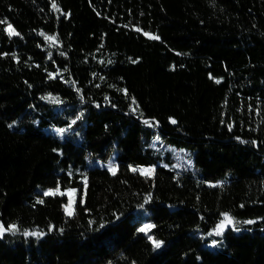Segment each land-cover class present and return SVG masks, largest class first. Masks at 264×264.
I'll use <instances>...</instances> for the list:
<instances>
[{
    "label": "trees",
    "instance_id": "16d2710c",
    "mask_svg": "<svg viewBox=\"0 0 264 264\" xmlns=\"http://www.w3.org/2000/svg\"><path fill=\"white\" fill-rule=\"evenodd\" d=\"M0 226V264H264V0H0Z\"/></svg>",
    "mask_w": 264,
    "mask_h": 264
},
{
    "label": "rangeland",
    "instance_id": "374dc122",
    "mask_svg": "<svg viewBox=\"0 0 264 264\" xmlns=\"http://www.w3.org/2000/svg\"><path fill=\"white\" fill-rule=\"evenodd\" d=\"M152 148L157 152L156 155V160H158L159 164L161 166H170L172 169L183 172L186 170H191L192 169V163L191 160L189 159V152L187 149H177L172 147L169 143L167 142H162L160 139H154L152 142ZM100 164H98L99 166ZM141 173L144 175L150 176L152 174V171L148 170H141ZM51 191L53 194L50 195H45V192ZM42 196H55V195H65L67 198L66 203L63 205V212L67 216H71L73 214V207L75 205V202L77 200V191L76 190H66L62 191L60 189H50L43 191ZM68 213H71L70 215ZM146 216L148 215L147 212L144 213ZM229 218L230 222H227L225 219V215L223 216V229L218 232V228L216 229V238H215V243H221L222 241V236L227 230V228L234 226V221L231 218L230 215H227ZM222 224V223H221ZM220 224V225H221ZM145 225H150L147 221L143 223L142 228L145 227ZM150 228V227H149ZM147 228L145 231H140L141 233H147ZM141 229V228H140ZM5 232V231H4ZM3 233H0V238L3 236Z\"/></svg>",
    "mask_w": 264,
    "mask_h": 264
},
{
    "label": "snow or ice",
    "instance_id": "6c2138e0",
    "mask_svg": "<svg viewBox=\"0 0 264 264\" xmlns=\"http://www.w3.org/2000/svg\"><path fill=\"white\" fill-rule=\"evenodd\" d=\"M8 30H9V35L10 36L11 35H19V33H16L15 30L12 29V26L11 25H8ZM152 38L153 39H158V37H152ZM77 119H79V117H77ZM172 123H175V121L173 120ZM59 131L60 132H63L64 130L63 129H60ZM148 171H150V170H148ZM44 194L45 195H50V194H53V193L51 191H49V192H45ZM68 214L70 215L71 213H68ZM225 219H226L227 222H230L229 218L227 217V214H225ZM246 223L251 224V223H253V221H251V220L250 221H246ZM223 226L224 225H223V222H222V224L218 226V232L223 229ZM149 227H151V226L150 225H145V227L144 228H141L140 231L143 232V231H145ZM15 229H16V226L15 225H10V226H8V229L7 230L8 231H15ZM4 231H5L4 227L3 226H0V233H3ZM24 234L25 235H38V233H28V232H25ZM149 239L152 240V243H153V247L154 248H159L161 246V243H162L161 241L154 240L152 237H149Z\"/></svg>",
    "mask_w": 264,
    "mask_h": 264
}]
</instances>
